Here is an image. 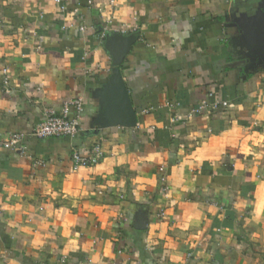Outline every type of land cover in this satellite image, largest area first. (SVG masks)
I'll return each mask as SVG.
<instances>
[{
  "label": "crops",
  "instance_id": "crops-1",
  "mask_svg": "<svg viewBox=\"0 0 264 264\" xmlns=\"http://www.w3.org/2000/svg\"><path fill=\"white\" fill-rule=\"evenodd\" d=\"M61 3L0 0V137L26 135L0 147V264H264V0ZM116 74L132 125L98 121ZM75 97V137L30 134Z\"/></svg>",
  "mask_w": 264,
  "mask_h": 264
},
{
  "label": "built area",
  "instance_id": "built-area-1",
  "mask_svg": "<svg viewBox=\"0 0 264 264\" xmlns=\"http://www.w3.org/2000/svg\"><path fill=\"white\" fill-rule=\"evenodd\" d=\"M55 2L58 3L60 11H65V5L61 3V0H55ZM98 11L101 12V9L98 8ZM79 30L84 31V26H79ZM4 90L6 92L11 91L9 81L6 82ZM210 98H212L211 92L208 93L207 99H202L196 106L192 107L187 115L191 116L202 113L207 109H217L218 107H225L227 105L226 101H208ZM84 109L85 104L82 97H75L64 101L59 111L50 107L44 108L42 120L31 127L30 134L38 139L50 136L75 137L81 127ZM25 137L24 132H12L6 139L0 137V147L14 149L19 153H24L26 151V145L24 143ZM101 157L102 151L99 144L91 147L88 153H80L74 150L71 154V160L75 167L94 165Z\"/></svg>",
  "mask_w": 264,
  "mask_h": 264
},
{
  "label": "water",
  "instance_id": "water-1",
  "mask_svg": "<svg viewBox=\"0 0 264 264\" xmlns=\"http://www.w3.org/2000/svg\"><path fill=\"white\" fill-rule=\"evenodd\" d=\"M261 26V25H260ZM256 36L260 37L262 49L264 50V25L261 30L257 27ZM106 48L114 56V62L119 64L126 55L134 42L133 35L123 36L122 34L112 32L104 37ZM102 102V111L98 116L101 125H114L123 123L132 125L134 120V110L131 107L128 90L124 84L123 78L116 74L112 81L100 94Z\"/></svg>",
  "mask_w": 264,
  "mask_h": 264
}]
</instances>
